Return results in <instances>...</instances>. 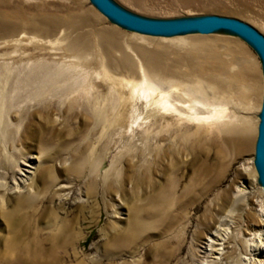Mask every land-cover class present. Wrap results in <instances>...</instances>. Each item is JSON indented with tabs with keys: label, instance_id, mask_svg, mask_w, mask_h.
<instances>
[{
	"label": "rangeland",
	"instance_id": "rangeland-1",
	"mask_svg": "<svg viewBox=\"0 0 264 264\" xmlns=\"http://www.w3.org/2000/svg\"><path fill=\"white\" fill-rule=\"evenodd\" d=\"M115 1L152 18L237 17L264 34V0ZM0 21L17 29L0 40V182L8 186H0V205L10 213L7 218L0 210V264H202L210 231L231 208L233 249L215 264H244L247 239L261 229L264 201L254 163L247 173V199L233 203L237 185L245 180L241 163L255 154L258 131L251 152L232 156L225 135L184 123L189 150L179 159L185 163L176 165L167 155L156 161L157 144L183 146L179 120L130 88L97 77L98 53L83 66L63 50L64 43L29 39L27 32L36 21L56 28L58 35L77 26L96 51L95 44L109 42L106 56L112 64L124 65L123 53L136 62L137 50L146 48L156 55L154 64L229 84L262 73L260 56L248 42L225 31L174 37L138 33L105 17L90 0H0ZM43 64L65 74L34 70ZM111 68L118 76L131 75ZM89 82L98 87L90 89ZM118 112L124 122L115 125ZM28 157L40 169L52 167L54 180L42 190L45 182L38 174L28 188H37L36 197L25 201L9 187ZM61 183L71 186L57 190ZM136 203L141 216L131 223Z\"/></svg>",
	"mask_w": 264,
	"mask_h": 264
},
{
	"label": "bare ground",
	"instance_id": "bare-ground-1",
	"mask_svg": "<svg viewBox=\"0 0 264 264\" xmlns=\"http://www.w3.org/2000/svg\"><path fill=\"white\" fill-rule=\"evenodd\" d=\"M2 24L3 28H0V40L7 39L11 33L17 31V29H15L14 26H11L8 22L7 24H4L0 21V25ZM30 24L31 30L33 31L27 32V34L29 33V39L39 41L48 40L56 45L64 43L65 46L63 47V50L80 59L84 63L83 66H89L97 59L95 57H91L90 54L98 53L101 67L99 70L95 71L97 77L101 76L102 80L106 83L111 81L114 86L120 84V86L130 88L132 95H138L140 98L145 99L149 105L151 104L152 107H156V110L158 109L179 120L178 123L181 125L180 130H182L184 138V142L182 144L183 146L176 150L172 144L166 145L164 144L165 142L157 144L155 146L156 161L160 162V159L164 155H167L168 157H171L173 163L176 165L185 163L184 159H179L180 154H184L189 150V146L186 141L188 128L185 127L184 123L207 125L213 129L214 133L225 135L224 141L226 144V150L227 152H230L232 156H241L244 153H249L253 150L263 100V74L261 72L256 76L253 73L246 74L247 79L242 83L236 82V84H229L220 80L213 81V83H211L200 77H197L196 79L189 77L192 75H188L186 72L174 71L171 66H160L158 64H154L156 55L153 52L146 50V48H140L137 50L138 54H136V58L138 60L136 62L129 54L123 53L120 56V60L124 63V65H120L119 62L112 64L110 61L111 58H107L106 56L107 51H109V49L106 50L109 42L108 45H104L101 41L99 42L100 44H97V46L95 44L96 49H98V51H96L90 42H87L86 39L84 40V34H81V30L77 26L74 28L69 27L63 29V31L58 35L56 28H52L51 25L45 22L36 21ZM219 32L223 31H218L217 33ZM49 35L58 36H53L49 39ZM146 35H139V37L141 39L151 40L150 37H147ZM179 40L184 39L180 38ZM110 44L112 45V42ZM116 44L117 42L113 43V45ZM57 48L61 50V47L57 46ZM157 57H160V55L158 54ZM197 60L199 61V59ZM111 67L119 69L120 73L127 71L131 75L118 76L117 72H115V70ZM35 69H38L41 73L54 75L56 77L63 76L65 74V71L61 68H51V66L44 64L35 66L34 70ZM85 74L88 77L89 71L85 72ZM133 74H136V77ZM95 86L96 88L98 87V85L94 82H89L90 89L95 88ZM100 117L101 114L95 115L97 122H99ZM123 122V113L118 112L114 115L115 125ZM162 140L166 139L162 138L160 139V142ZM203 143L204 140L200 142V145L203 146ZM201 153H203L202 149H200V153H197L198 158ZM32 158L37 157L34 156ZM32 160L31 157H28V159H25L22 163L25 166V169L21 166L16 169L19 177L13 176V184L15 185L9 187L11 192H20L19 195L21 196V200H24L25 198L28 200V198H32L37 193V188L32 191L28 188H33L38 174L42 175L44 178L43 180L45 183L42 190H45V188L48 187V183L54 180L52 167L47 166L40 169L39 166L34 165ZM252 163H254V155L250 156L245 162L241 163V170L243 174L242 178L245 180L236 187L234 205L247 199V194L250 192L249 185L247 184V180H249L250 177L247 173L252 167H250ZM1 183L2 182H0L1 187L8 189L6 183ZM70 186V183H61L57 190L65 191L66 188H69ZM263 202L264 201L261 202V208L259 211L261 229L257 232L251 233V237L247 239L248 245L246 247L245 256L243 257L244 264H264ZM0 210L5 217L10 218V213L3 210L1 205ZM139 211L137 203L131 206V217L129 218V222L133 223L135 220H139L141 216V212ZM233 215L234 208H231L219 218L218 225L210 231L208 242L204 246L207 256L205 258V262H202V264H215L219 259L224 258L223 256L230 252V249L233 247L231 246L232 241L230 235V228L233 222L231 217H233ZM257 257L261 258L258 259Z\"/></svg>",
	"mask_w": 264,
	"mask_h": 264
},
{
	"label": "water",
	"instance_id": "water-1",
	"mask_svg": "<svg viewBox=\"0 0 264 264\" xmlns=\"http://www.w3.org/2000/svg\"><path fill=\"white\" fill-rule=\"evenodd\" d=\"M95 8L114 23L138 33L153 36H176L198 33L209 35L228 31L248 42L259 54L263 74V100L255 144L254 165L264 191V34L237 17L204 14L180 18H152L137 14L115 0H90Z\"/></svg>",
	"mask_w": 264,
	"mask_h": 264
}]
</instances>
